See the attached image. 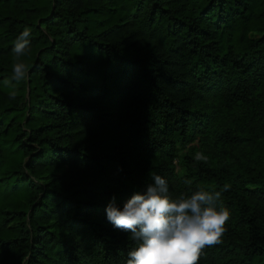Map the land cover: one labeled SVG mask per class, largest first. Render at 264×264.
I'll use <instances>...</instances> for the list:
<instances>
[{
  "label": "trees",
  "instance_id": "obj_1",
  "mask_svg": "<svg viewBox=\"0 0 264 264\" xmlns=\"http://www.w3.org/2000/svg\"><path fill=\"white\" fill-rule=\"evenodd\" d=\"M153 173L230 185L199 264H264V0H0L1 263L126 264L106 207Z\"/></svg>",
  "mask_w": 264,
  "mask_h": 264
},
{
  "label": "clouds",
  "instance_id": "obj_2",
  "mask_svg": "<svg viewBox=\"0 0 264 264\" xmlns=\"http://www.w3.org/2000/svg\"><path fill=\"white\" fill-rule=\"evenodd\" d=\"M30 36V29L25 28L16 38L12 52L17 58L29 50ZM27 78V66L15 63L12 80ZM15 96L12 91L9 98ZM194 159L206 161L207 157L197 152ZM151 180L143 192H134L122 209L114 198L106 207L108 222L130 233L129 238L137 244L128 251L126 264H199L205 248L222 243L231 213L217 204L230 185H224L221 191L197 190L189 197L172 199L163 177L153 173Z\"/></svg>",
  "mask_w": 264,
  "mask_h": 264
},
{
  "label": "rangeland",
  "instance_id": "obj_3",
  "mask_svg": "<svg viewBox=\"0 0 264 264\" xmlns=\"http://www.w3.org/2000/svg\"><path fill=\"white\" fill-rule=\"evenodd\" d=\"M176 163H177V168L180 169L181 166H180V163H179L178 159H176ZM0 264H2L1 261H0Z\"/></svg>",
  "mask_w": 264,
  "mask_h": 264
}]
</instances>
